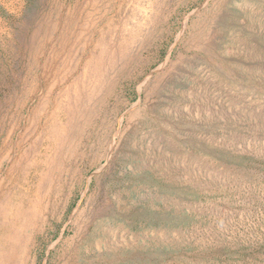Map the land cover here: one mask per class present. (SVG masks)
I'll return each instance as SVG.
<instances>
[{
    "label": "rangeland",
    "instance_id": "374dc122",
    "mask_svg": "<svg viewBox=\"0 0 264 264\" xmlns=\"http://www.w3.org/2000/svg\"><path fill=\"white\" fill-rule=\"evenodd\" d=\"M0 264H264V0H0Z\"/></svg>",
    "mask_w": 264,
    "mask_h": 264
}]
</instances>
